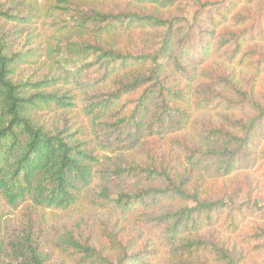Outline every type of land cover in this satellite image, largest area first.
Wrapping results in <instances>:
<instances>
[{
	"label": "trees",
	"instance_id": "16d2710c",
	"mask_svg": "<svg viewBox=\"0 0 264 264\" xmlns=\"http://www.w3.org/2000/svg\"><path fill=\"white\" fill-rule=\"evenodd\" d=\"M0 264H264V0H0Z\"/></svg>",
	"mask_w": 264,
	"mask_h": 264
}]
</instances>
